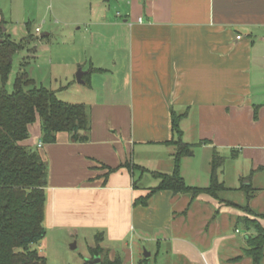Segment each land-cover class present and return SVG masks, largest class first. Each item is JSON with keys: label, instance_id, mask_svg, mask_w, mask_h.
<instances>
[{"label": "crops", "instance_id": "1", "mask_svg": "<svg viewBox=\"0 0 264 264\" xmlns=\"http://www.w3.org/2000/svg\"><path fill=\"white\" fill-rule=\"evenodd\" d=\"M110 8L95 10L92 0H64L60 10L54 0H0V38L11 39L9 24L30 20V12L39 34L63 24L66 40L35 54L47 59L48 89L85 105L90 118L87 142L62 132L44 144L39 120L23 142L48 165L46 234L101 235V248L122 264L134 260L117 249L128 238L170 246L171 256H162L170 264H254L245 253L256 224L264 229V0H130L124 14ZM174 116L193 146L180 162L185 184L209 188L218 155L223 188L193 201L160 191L143 206L160 184L152 173L175 172ZM241 222L244 238L234 227ZM100 262L95 256L87 264Z\"/></svg>", "mask_w": 264, "mask_h": 264}, {"label": "trees", "instance_id": "2", "mask_svg": "<svg viewBox=\"0 0 264 264\" xmlns=\"http://www.w3.org/2000/svg\"><path fill=\"white\" fill-rule=\"evenodd\" d=\"M20 49L19 44L8 37L0 38V76L3 85L12 70V58ZM179 119L173 117V131L178 138L170 142L177 148L175 172L172 175L152 173L160 184L140 201L143 206L160 191L187 194L193 201L202 193L216 196L223 188L217 176L223 159L218 155L213 160L209 188H193L185 184L180 174V162L183 156L192 152L193 146L183 142ZM38 120L44 144L55 143L57 135L62 132L69 133L74 142L89 140L90 118L85 105L63 102L54 91L37 87L28 75L17 79L12 93L0 89V264H47L34 246L46 236L44 221L48 165L37 149L23 145L30 138V127ZM81 131L85 134H80ZM255 229L256 235L249 236L245 254L253 259L254 264H262L264 229L258 224ZM100 237L97 236L98 244L102 241ZM91 251L93 256L104 253L101 247ZM100 264L122 263L120 260H103Z\"/></svg>", "mask_w": 264, "mask_h": 264}, {"label": "rangeland", "instance_id": "3", "mask_svg": "<svg viewBox=\"0 0 264 264\" xmlns=\"http://www.w3.org/2000/svg\"><path fill=\"white\" fill-rule=\"evenodd\" d=\"M29 1V0H28ZM130 0H92L93 9H98L103 4H106V7L109 5L111 12L113 14H124L125 5ZM55 6L58 10L64 5V0H54ZM33 4V2H31ZM30 20H23L24 16H20L14 19V22L9 24V32L12 35L11 39L15 40L19 44L20 48H24L22 51H18L12 58V70L9 74L6 84L3 85L1 76H0V89L4 88L7 92L12 93L14 91V85L17 79L22 78L24 75H28L30 80L35 82L37 87H46L49 84V68L44 66V62L47 60L42 56L40 52L35 51L39 49L40 46H54L55 43L61 44L65 37L61 35L63 31H66L63 27V24L54 25L52 30H48L47 27L43 29V34L48 32H54V36L49 37L48 39L41 37V34H36L35 28L40 25V20H38L34 15L36 11L31 13ZM28 25L31 26V36L27 30ZM15 29V32H11L12 29ZM4 29H6L4 27ZM23 38L30 40L21 41ZM66 40V39H65ZM21 41V42H19ZM21 50V49H20ZM43 54V53H42ZM35 56H40L41 64L39 60H35ZM47 57V56H46ZM41 83H44L43 85ZM71 94V93H70ZM74 94V93H73ZM70 95L64 93L61 98L65 99L64 101H70L66 99ZM72 99V98H71ZM147 180V181H146ZM146 183H152L153 179L148 176L144 177ZM141 181V182H143ZM140 182V183H141ZM239 229L238 237L244 238L248 235V228L242 222L236 226ZM235 233V229L233 231ZM47 235V234H46ZM130 238L127 239V245L122 243L118 246L119 256L125 257V249L132 251V256H134L133 262L129 264H170L169 260L162 258V256H171L167 251L170 249V246L163 245L159 248L156 243H145L139 239L133 240L132 243ZM144 243L143 244H141ZM126 243V242H125ZM101 247V244H98L97 238L94 236H78L77 238L70 239L67 235L58 233H48V235L39 243L34 246V248L46 259L47 264H87L92 257V249ZM167 252V253H166ZM145 253H149L151 257L145 259ZM101 258V262L105 260L106 262H113L110 259L109 254L105 252L101 255H96ZM136 256V257H135ZM115 261V260H114Z\"/></svg>", "mask_w": 264, "mask_h": 264}, {"label": "water", "instance_id": "4", "mask_svg": "<svg viewBox=\"0 0 264 264\" xmlns=\"http://www.w3.org/2000/svg\"><path fill=\"white\" fill-rule=\"evenodd\" d=\"M41 37L44 38L45 35H42ZM82 73H83V72L80 71L79 74L77 75V81H78L79 83H83V81L81 80V77H82V75H83ZM150 256H151V255H150L149 253H145V255H144V257H145L146 259H148Z\"/></svg>", "mask_w": 264, "mask_h": 264}, {"label": "built area", "instance_id": "5", "mask_svg": "<svg viewBox=\"0 0 264 264\" xmlns=\"http://www.w3.org/2000/svg\"><path fill=\"white\" fill-rule=\"evenodd\" d=\"M36 32H37V34H39V33H40V29L37 28V29H36ZM42 147H43V143L40 142V143L38 144V148H42Z\"/></svg>", "mask_w": 264, "mask_h": 264}]
</instances>
